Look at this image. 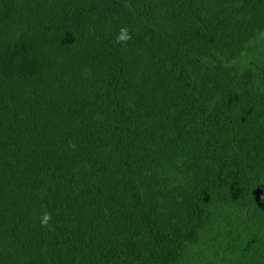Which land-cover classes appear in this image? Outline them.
Returning <instances> with one entry per match:
<instances>
[{"label": "trees", "instance_id": "1", "mask_svg": "<svg viewBox=\"0 0 264 264\" xmlns=\"http://www.w3.org/2000/svg\"><path fill=\"white\" fill-rule=\"evenodd\" d=\"M0 264H264V0H0Z\"/></svg>", "mask_w": 264, "mask_h": 264}, {"label": "clouds", "instance_id": "2", "mask_svg": "<svg viewBox=\"0 0 264 264\" xmlns=\"http://www.w3.org/2000/svg\"><path fill=\"white\" fill-rule=\"evenodd\" d=\"M131 39L132 36L129 32V29L127 27H121L116 37L117 42L127 43ZM70 146L74 147V145L71 144ZM51 221H52V213L48 210H45L40 216V221H39L40 225L42 227H48L50 226Z\"/></svg>", "mask_w": 264, "mask_h": 264}]
</instances>
